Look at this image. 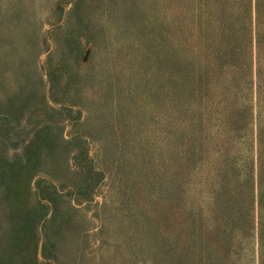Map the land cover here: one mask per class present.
<instances>
[{
	"label": "rangeland",
	"instance_id": "rangeland-1",
	"mask_svg": "<svg viewBox=\"0 0 264 264\" xmlns=\"http://www.w3.org/2000/svg\"><path fill=\"white\" fill-rule=\"evenodd\" d=\"M219 2L0 0V264H261L264 5Z\"/></svg>",
	"mask_w": 264,
	"mask_h": 264
},
{
	"label": "trees",
	"instance_id": "trees-1",
	"mask_svg": "<svg viewBox=\"0 0 264 264\" xmlns=\"http://www.w3.org/2000/svg\"><path fill=\"white\" fill-rule=\"evenodd\" d=\"M200 1L201 0H197V5L200 4ZM207 4H209V3H207ZM263 5H264L263 0H257L256 8H257L258 14L261 11V8ZM217 7H219V10L221 11L222 15H225L226 12L228 11L227 5H225L224 0H220L219 3H216V8ZM228 12H230V10ZM221 22H223V20ZM197 28L200 29V30L198 29L197 31H198V34L201 33V35H200L201 39H199V37H198L197 43L194 47H192V46L189 47L188 44L186 43V81L188 79L190 72L193 71V75L191 78L194 79V82L196 84H199L200 80L202 78V73H203L202 67L200 65L202 63L201 62L202 60H200V59H202V56L205 53L204 50L202 49L203 48V42H205V37L202 35V33L207 30V27L204 25H202V26L200 25V26H197ZM186 32H187V30H186ZM214 33H215V31L213 32V34L211 36V41H207L210 44L215 42V40L217 38L218 31H216L215 35H214ZM213 55L214 56L216 55L217 57H219L218 54L214 53V52L211 54H208V56H213ZM190 67H192V68H190ZM191 69H192V71H191ZM95 174H98V172H95ZM99 174H101V172H99ZM12 175L15 177L14 182L17 183L18 179L16 177L19 175L15 176L14 172L12 173ZM258 180H259V193H258V202H257L258 214H259L258 215V217H259V219H258V224H259L258 237H259V242H260V258H261L260 261H261V264H264V188L262 187V186H264L263 185L264 167L262 165V162H260V167H259V171H258ZM11 190H12V192L14 191L13 186L11 187ZM40 191L44 195V198H47L50 202L53 203L54 207L57 206L58 202L56 200L57 199L56 197L50 196L48 190H45L43 188ZM44 192L47 193V195H45ZM14 193L17 194V196H15V198L19 199L20 194H19L17 189H15ZM254 194H255V191L253 190V196H252L253 198H252L251 204L244 205V207H243L245 209L244 210L245 212L242 210V206L240 208V212L242 211L245 215H247L246 218L249 216L250 210L251 209L254 210V206H255V195ZM251 214H252V210H251ZM254 218H255V216H254ZM253 222H255V219L253 220Z\"/></svg>",
	"mask_w": 264,
	"mask_h": 264
}]
</instances>
